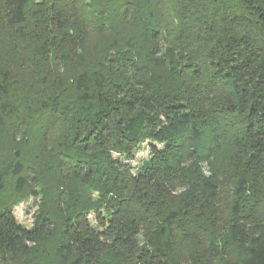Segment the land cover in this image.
<instances>
[{"label": "trees", "instance_id": "16d2710c", "mask_svg": "<svg viewBox=\"0 0 264 264\" xmlns=\"http://www.w3.org/2000/svg\"><path fill=\"white\" fill-rule=\"evenodd\" d=\"M79 23L84 29L88 23L106 27L108 46L128 53L122 55L124 72L138 90L108 95L117 69L102 59L72 80L73 102L59 76L29 82L18 77V44L31 49L38 70L57 42L79 37ZM161 35L187 59L179 64L172 50L171 77L151 72L159 61L145 49ZM84 41L80 36L76 49H64L59 57L83 66ZM71 103L94 109L64 123ZM0 128L42 135L60 129L51 157L62 179L59 212L66 241L54 254L71 264L91 257L97 264H125V252L136 249L135 235L144 225L145 243L169 264L177 241L191 242L217 191L214 180L189 179L181 165L194 156H214L229 137L232 149L220 160L235 178L236 196L250 189L253 194L231 206L228 242L220 248L209 242V248L216 256L233 255L231 264H264V220L254 228L244 222L247 208L253 213L264 207V0H0ZM208 140L215 142L210 148ZM143 142L149 143L150 159L133 172L126 161ZM22 171L19 162L1 168L0 191L9 173L21 190ZM184 175L186 189L178 202L171 201V182ZM87 203L92 212L104 207L110 213L104 225L83 226ZM44 225L28 229L8 209L0 212V264H35ZM180 226L184 232L176 236ZM99 234L121 249L104 252V262L97 260L107 249L100 248Z\"/></svg>", "mask_w": 264, "mask_h": 264}, {"label": "rangeland", "instance_id": "374dc122", "mask_svg": "<svg viewBox=\"0 0 264 264\" xmlns=\"http://www.w3.org/2000/svg\"><path fill=\"white\" fill-rule=\"evenodd\" d=\"M74 20V18H73ZM78 23V22H76ZM83 23H79L82 27ZM86 29L83 28L81 34L68 40L59 41L51 49L50 55H48L47 64H42L39 69H35L32 66L31 49L26 47V43L21 42L18 46H21V59L18 67V77L25 79L26 82L30 81V78L35 80L39 77L41 80L46 81L50 78L59 76L65 97L67 100L73 102L72 80L77 74H79L85 68H92L95 66V62L102 59L104 65H113L117 72L109 78V89H106L108 95L120 98L124 96L128 90H138L133 84L131 75L125 73L124 62L125 59L122 55L128 54L122 46L116 47L112 50L108 43L111 40V33L106 29H95L88 23ZM122 30V28H121ZM80 36L85 37L83 43V49L85 53V64L83 66L72 62L63 61L59 55L64 49L72 50L78 46V40ZM166 35H161L157 40L147 43L145 49L151 52L149 56L151 58L158 59V66L153 68L151 72L163 74V76L171 77V65H169L170 57L173 53L172 50L175 47L168 41ZM128 52V51H127ZM174 56L176 62L179 64H185L187 59L185 54L181 52L178 57V52L174 50ZM30 63V66H29ZM155 63V62H154ZM121 64L123 66H121ZM23 65V67H22ZM33 67V70L31 69ZM48 68V70H47ZM17 76V73H16ZM121 78H123L121 80ZM127 79V82H125ZM67 111L64 117V123L69 120H76L80 114L93 111V104H66ZM60 129L53 130L49 134H36L24 130H12L0 128V169L7 166L9 169H13V164L19 162L23 167L21 173L25 177L26 183L21 190H16V176L9 173L4 177V187L0 191V212L4 209H8L12 212L17 222L24 227L31 229L34 226H38L40 223H44V237L40 243L38 249L39 256L36 259L35 264H71L61 262L60 257H56L54 254L57 244L65 242L64 221L60 218V201L62 195V182L60 172L56 170L57 167H53L51 149L56 141L59 139ZM230 138H223L221 140L220 147L216 154L212 157H197L192 160H187L186 163L181 165L187 178L204 180L211 178L216 182L217 191L209 201L207 207L206 216L199 217V227L194 229L191 238V242L177 241L174 250L171 253V259L169 264H231L234 261L233 255L216 256L209 248V242H213L219 248L224 242L229 240V227L231 223V206L237 201L244 202L242 198H247L249 194H253V190L250 189V193H246L244 197H237L235 194V178L232 172L223 165L222 160L228 152L232 149L228 146ZM215 142L208 140L204 144L209 145V148L213 146ZM217 143V142H216ZM231 148V149H230ZM53 150V149H52ZM150 159L149 143L143 142L136 145L132 152V157L126 164H128L132 171L135 172L139 169L144 162ZM49 160V162H48ZM121 161H124L121 157ZM51 166V167H47ZM51 168V169H50ZM186 176L177 181H172L171 186L168 189L171 195V201L178 202L186 189ZM34 191L35 194L30 195ZM247 204V203H246ZM247 207V206H245ZM91 204L87 203L85 210H88L83 218V226L88 228L96 226L98 224L103 225L106 223V216L109 218L110 213L104 211V207L96 209L94 212L90 210ZM247 217L244 222L247 226L254 228L253 226L259 221L264 220V207H260L257 211L251 213L247 208L245 210ZM250 212V213H249ZM201 216V215H200ZM43 217V219H42ZM206 218V219H201ZM55 221V225H51L49 222ZM197 225V226H198ZM141 226L138 229V234L135 236L138 238V246L132 252L128 254L125 252V264H162L160 259L154 255L152 248L145 243L146 234L148 231ZM103 228H107L106 226ZM185 227H177L174 230L176 236L184 232L182 229ZM189 229V228H186ZM99 234V242H101L100 248L104 250L100 258L97 260L104 262V252L109 250L120 251L119 247H110V240ZM77 255V251H74ZM105 253V254H106ZM93 257L91 261H83L81 264H97Z\"/></svg>", "mask_w": 264, "mask_h": 264}]
</instances>
